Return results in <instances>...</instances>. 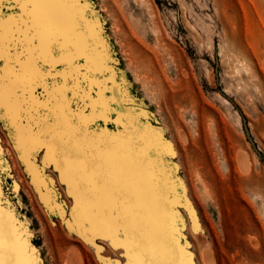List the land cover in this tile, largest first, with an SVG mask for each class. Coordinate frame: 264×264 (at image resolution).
I'll return each mask as SVG.
<instances>
[{"label": "rangeland", "instance_id": "1", "mask_svg": "<svg viewBox=\"0 0 264 264\" xmlns=\"http://www.w3.org/2000/svg\"><path fill=\"white\" fill-rule=\"evenodd\" d=\"M73 1L77 25L57 35L73 37L80 47L83 42L104 49L110 66L92 74L106 87L108 111L87 121L86 142L97 152L99 137L126 134L119 113L134 109L138 120L161 132L151 135L155 146L164 150L166 144L163 163L159 156L154 176L142 182L144 196L133 195V181L118 163L109 165L126 198L137 200V211L155 220L156 228L147 225V231L158 237L153 234L159 223L168 226L170 219L163 209L174 210L176 230L167 227L166 238L156 240L176 253L173 264H264V0ZM13 11L4 8L6 14ZM78 59L87 64L84 56ZM62 67L56 65L53 72ZM0 69L5 77L0 205L13 214L15 233L33 260H136L132 250L143 243L133 246L127 239L129 217L109 188L94 189V195L104 193L111 209V221L104 220L96 231L71 191L73 184L61 176L64 159L50 157L47 145L32 144L25 153L18 144L16 126L34 121L15 115L7 45ZM53 79L62 78L49 77L46 83ZM43 91L37 87L34 94ZM98 91L93 88V94ZM90 113L91 108L85 112ZM151 154L154 146L141 158L133 152L132 161L146 162ZM34 169L52 187L50 202L34 183ZM167 181L174 184L172 190ZM54 201L58 205L51 207ZM173 236L180 248L169 240Z\"/></svg>", "mask_w": 264, "mask_h": 264}, {"label": "snow or ice", "instance_id": "2", "mask_svg": "<svg viewBox=\"0 0 264 264\" xmlns=\"http://www.w3.org/2000/svg\"><path fill=\"white\" fill-rule=\"evenodd\" d=\"M59 2L0 0V62L5 60L7 45L12 76L10 98L15 115L21 121L25 116L34 121L23 127L21 134L28 136L33 146L47 145L54 156L62 157L70 169H75L78 182L87 191L94 178L89 175L91 162L81 151V144L87 138L85 125L95 116L106 115L108 106L102 88L93 94V88L100 85L92 74L101 69L90 59L87 64L78 59L86 53L73 37L57 35L60 18L52 6ZM5 6L15 11L6 14ZM56 65L63 67L53 72ZM49 77L62 79L46 83ZM37 87L44 89L42 94H34ZM4 92L5 77L0 69V115ZM89 108L92 114L86 116ZM0 264H26L19 257L13 235L6 230L2 216ZM130 264H145V261L130 258Z\"/></svg>", "mask_w": 264, "mask_h": 264}, {"label": "bare ground", "instance_id": "3", "mask_svg": "<svg viewBox=\"0 0 264 264\" xmlns=\"http://www.w3.org/2000/svg\"><path fill=\"white\" fill-rule=\"evenodd\" d=\"M73 4L74 1L72 3V0H60L59 3L52 6L58 12L60 20L64 19V23L59 24V30H72L71 28L77 25L72 9V7L74 8ZM81 49L86 53V56H84L86 63L88 62V59H90L95 66L101 69V71H107L108 69H110V66L107 63V54L104 49H99L96 46L89 48V45L83 44V42L81 45ZM95 80L99 82V91H101L102 88V95H104V89L106 87H103L102 82L97 78H95ZM91 114L92 113L85 115L90 116ZM126 118L128 122L132 121V117L130 118L128 114H126ZM23 127L25 126H16V129L18 130V144L24 149L25 153H28L33 143L28 136L21 134V129ZM146 133V131H142L139 134L137 133V137L142 139L140 146L137 147L134 146L133 143H130L132 140V136L130 134H128L127 136L118 135L108 137V135H105L99 137L98 142L101 144V149L97 152H94L91 143H82L81 151L87 154V158L91 162L89 175L90 177L94 178L89 184L87 191H85L82 188L81 183L78 182V174L75 169H70L66 165L65 161L62 166L58 168L61 171V176L64 181L66 183L73 184L71 191L82 202L84 216L85 218L93 221L96 231L100 230L101 223L104 220H106L107 222L111 221V209L106 203L104 193L94 195V189L96 187L109 188L113 194V197L119 200L124 217H129V219L124 223L127 239L132 241L133 246L138 245L139 243H143L141 248L137 247L132 250L133 254H135L138 258L144 260L146 264L148 261H151V264H173L176 261V253H173V251H171L168 244L164 245L163 242H158L156 240H162L163 236H165L166 238L167 234L165 231L167 227L176 230L174 222V210L163 209V215H168L170 218L169 224L167 226L164 223H159V228L154 232V234L152 233L153 235H158V237H152L150 235V232L147 231V229H149L147 225L152 226V228H156V224L154 223L155 220L150 216L149 213L144 215L143 213L137 211V209L139 208L138 201L135 200L133 203H131L126 198L127 194L125 192H121L120 190L121 185L119 179L112 173L109 167V165L118 163L119 169L124 173L126 177L131 179V182L133 181V189L135 190L133 195L135 197L144 196L145 192L143 191L144 186L142 185V182L146 177L152 178L154 176V170H157V167H159L157 165V161L160 160L159 156L163 155L162 153L164 152L161 147L158 148V146H155V143L151 139L152 136ZM108 140L110 143H108ZM153 146L155 148V154H151L146 162L139 163L135 161L133 163V152H136L138 158H141L143 155L149 153V148ZM48 154L50 157H52V153L50 152V150L48 151ZM158 171L160 170L158 169ZM33 174L35 185L38 186L39 190L40 187L44 188V191H42L41 193L43 194L46 202H50L53 198L51 195L53 191L51 186V188H49L46 177H43L40 171H38L37 169H34ZM100 177L101 180H98V178ZM166 186L172 190L174 184L168 183L167 181ZM174 199L176 201L177 197L175 196ZM54 203L55 204L51 207L58 205L56 201H54ZM0 216H2L3 218L5 227L8 228V225L11 227L10 232L13 235L19 257L23 261H25L26 264H37L33 260L32 253H29L25 240H22L20 234L15 233L16 227L13 214L9 210L2 208V206L0 205ZM74 218L76 223L79 224V220L77 219L76 215H74ZM143 223H145V225H143ZM169 240H173L176 248H180L178 239L175 236H173ZM104 262L105 264H120V262L116 259L114 261L106 260ZM67 264L83 263L80 260L74 261L71 259Z\"/></svg>", "mask_w": 264, "mask_h": 264}, {"label": "water", "instance_id": "4", "mask_svg": "<svg viewBox=\"0 0 264 264\" xmlns=\"http://www.w3.org/2000/svg\"><path fill=\"white\" fill-rule=\"evenodd\" d=\"M124 113H127L130 118L132 117V121L127 122V118L124 116ZM119 116L125 119L124 123H125L127 133L126 134L119 133V134H115V136H118V135L127 136L128 134H130L132 136V140L130 143H133V145L136 147L140 146L141 144V141L137 137V133L139 134L142 131H146L149 135H152L156 132H159L161 136V132L156 127H154L149 121L141 122L140 120H138L139 115L136 113L134 109H125V111H122L119 113ZM135 142H138L139 145H135ZM165 149H166V144L164 146V151ZM161 162L163 163L162 155H161Z\"/></svg>", "mask_w": 264, "mask_h": 264}]
</instances>
